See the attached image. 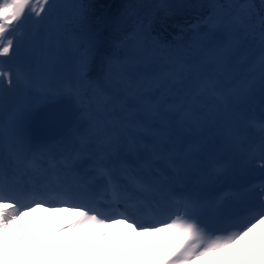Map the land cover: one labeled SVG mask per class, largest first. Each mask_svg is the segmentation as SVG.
<instances>
[{"label":"snow or ice","instance_id":"1","mask_svg":"<svg viewBox=\"0 0 264 264\" xmlns=\"http://www.w3.org/2000/svg\"><path fill=\"white\" fill-rule=\"evenodd\" d=\"M54 9L55 3L49 0H0V264H88L89 259L91 264H114L115 260L127 264H196L205 258H210L208 264H264V191L257 204L231 223L234 230L227 235L209 236L190 218L194 211L191 203L184 205L181 214L173 213L174 218L145 224L117 209L108 214L96 207L90 197L69 188L22 183L15 170L10 172L4 165L2 157L9 141L16 145L23 139V125L35 107L18 108L11 120H6L5 92L14 84L27 81L23 40L26 35L38 33ZM244 16L238 21L241 27L250 19H259V32L252 31L250 35L258 37L261 45L264 79V0L259 5L246 0ZM86 20L85 8L79 14V22ZM86 66L85 63L80 68L82 79L87 77ZM44 92L42 102L58 98L72 104L79 102V92L72 85L64 91ZM65 118L66 113L54 111L49 121L57 124ZM100 175L106 178L113 200L121 199L123 193L114 178L103 169ZM37 213H46L47 217L37 218ZM116 227L124 230L121 243L128 250L119 251L113 259L111 249L106 248L101 257L104 242ZM98 229L104 231L86 251L65 247L70 234Z\"/></svg>","mask_w":264,"mask_h":264},{"label":"rangeland","instance_id":"2","mask_svg":"<svg viewBox=\"0 0 264 264\" xmlns=\"http://www.w3.org/2000/svg\"><path fill=\"white\" fill-rule=\"evenodd\" d=\"M49 2L57 5L56 0H49ZM63 2L59 7L61 16L66 18L69 12L71 16H75L76 12L70 9L66 1ZM56 5L51 16L46 17L43 28L36 34L25 36L23 48L27 56L24 63L28 79L19 84H14L10 88H12L15 97L21 100V109L35 106L30 110L34 113L38 106L51 102H42V97L46 95L44 90L64 91L69 85H72L79 92L78 104H72V108L78 113L73 127L67 131L70 136L69 139L74 140L71 144H66L65 140L67 138L64 139V135L57 142L49 140L48 137L34 138L30 135L31 139L36 140L37 144H32L36 146V150L46 147L47 143L44 144V139H47L51 145L61 143L58 148L59 155L60 153L62 156L63 153L65 155L64 149L67 152L74 150L73 158L90 154V152L107 156L105 154L107 153L106 147L113 144L115 139L118 142H129V148H126L128 153L133 150L141 151L144 149V154L147 151L158 153L154 157L155 159L168 158V152L172 150V159L183 163L193 183H196L195 178L214 180V175H217V179L205 190L222 186L221 197L223 199L221 200L223 202L228 199V188L238 187L237 189H239L241 185L247 186L246 194L240 195L235 202L228 200L225 204V209L230 215L229 218L233 219L232 222L243 217L250 207L259 202L260 192L264 191V129L262 128V123H264V79L261 77L260 65L251 71L250 81H242L246 85L227 78V73L222 72L219 76L214 77L212 81H204L201 85L200 92L203 93V96H206L204 100L199 103L196 100H191V102L188 101L185 104H177L175 107L166 102L165 93L162 92L160 89L162 87L157 82L154 87H151L158 93L157 99L154 101L156 110L155 112L147 111L146 117H143L141 122L128 119L124 117L122 111L116 110L111 111L109 117L99 115L98 120L96 114H88L91 110L89 93L95 82L101 88L105 86L102 79L103 70H96V60L91 63L89 70H85L87 73L86 79L71 80L67 77L65 69L60 70L62 69L60 64L63 62L61 59L62 48L59 42L61 39L55 34V30L58 32L62 30V24H59L61 20L55 21L54 26L50 25L51 21L60 18V15L55 18L58 13ZM52 15L54 18H51ZM33 21L34 18L29 21V24L31 25ZM259 27L260 25L257 24L258 32ZM67 30V34L75 43L74 50H76L84 34L80 32L73 33L70 31L72 30L70 27ZM146 97L144 95L142 100ZM56 100H59V98ZM30 114L28 113V115ZM6 120H11V117ZM253 121L256 125L253 124ZM26 125L24 124L23 127ZM87 137H92L97 141L86 142L85 152L83 153L78 148V143L81 144L80 140ZM101 140L105 141V146L98 150L94 142ZM140 141L144 143L142 147L139 146ZM20 143L25 146V144H30V140L23 136V139L16 145L9 141L8 147H16ZM53 151L42 153L44 157L48 155L49 162ZM181 155L183 156L181 157ZM137 157L138 154L135 153L134 158ZM152 157V155L149 156V158ZM204 159L208 161V169L212 170L211 166L214 168V165H219V169L217 171L215 169L206 171L199 168ZM135 164H137V161H135ZM192 165L198 167L199 170L198 168L192 170ZM135 169L140 171V168H132L133 171ZM226 174L233 177L228 179ZM256 178H261L259 184L255 183ZM224 181L227 183L223 186ZM233 203L236 204L234 205L235 209L232 211ZM217 207L218 204L215 208ZM36 217H47V214L37 213ZM221 217L217 216L213 225L204 228L209 236L227 235L234 230L231 227L232 222L225 229H221L218 223ZM101 231L104 230L98 229L90 230V233L70 234L65 240V247L69 250L75 247L81 252L86 251L87 247L95 242ZM123 232L124 230L118 227L112 230V233L104 242V248L99 253L101 257L104 256L106 248L111 249L113 259L119 251L128 250V246L121 243ZM139 247L141 245H137V248ZM132 258V256L129 257V259ZM208 259L210 258L197 261L196 264H208ZM88 264H91L90 259ZM114 264H127V262L115 260Z\"/></svg>","mask_w":264,"mask_h":264},{"label":"trees","instance_id":"3","mask_svg":"<svg viewBox=\"0 0 264 264\" xmlns=\"http://www.w3.org/2000/svg\"><path fill=\"white\" fill-rule=\"evenodd\" d=\"M67 2L71 10L64 18L59 7ZM55 2V1H54ZM63 62L60 67L71 80L82 78L80 68L103 70L104 87L97 82L90 88L89 115L109 117L122 111L124 117L141 122L149 111L155 112L158 82L166 102L175 107L206 96L200 92L204 81L222 72L240 83L250 81L251 71L260 65L262 55L257 31L259 19L245 27L246 0H56ZM259 5L260 0H254ZM86 8L87 20L79 14ZM51 18H54L52 15ZM54 23V24H53ZM57 24V25H59ZM83 35L74 50L67 34ZM81 47L82 49H80ZM60 59V60H61ZM96 80V79H95ZM155 80H157L155 82ZM246 85V84H245ZM147 97L143 99V96ZM148 111V112H147ZM101 118V117H100ZM97 122V121H96Z\"/></svg>","mask_w":264,"mask_h":264},{"label":"bare ground","instance_id":"4","mask_svg":"<svg viewBox=\"0 0 264 264\" xmlns=\"http://www.w3.org/2000/svg\"><path fill=\"white\" fill-rule=\"evenodd\" d=\"M6 96V108L4 112V118H8L13 116V113L16 109H21V100L17 99L15 95L12 92V88H7L5 92ZM53 102V101H51ZM48 102V103H51ZM56 103V102H55ZM53 106V105H51ZM59 110L61 112L66 113V118L60 121L57 124H52L49 121V116L51 113H53L55 110L51 109L49 110L46 107L45 112L47 114L41 116V114L36 113V111L33 113V111H29L31 113L27 116V119L24 124H27L25 127H23V136L27 138V140L30 138V135L32 134L34 137L44 138L48 137L50 139H55L58 136H61L68 130L73 122H72V114L71 111L67 110L65 107V104L59 103ZM33 114V115H32ZM31 133V134H30ZM69 134H64V139L66 144H71L74 140L69 139ZM62 138V137H61ZM132 139V137H130ZM60 139V138H59ZM59 139L53 142H57ZM44 144L47 143L45 146L42 147V149L36 150V146L32 144H26L25 146L23 143L17 145L16 147H8L7 151L4 153L6 156H10L14 159V168L13 170L17 172H21L25 175L27 179H31L38 173H41L43 175H46L42 169L44 168V165L39 163V160L41 159L42 153L49 152L51 150H59V146L61 143H56L55 145H51L48 143L47 139H44ZM105 140V139H104ZM101 140L98 142H94L98 150H101L102 147L105 146V141ZM81 144L78 143V148L84 153L85 152V145L86 142L91 141H97L92 137L83 138L80 140ZM37 143H35L36 145ZM143 142H139V146H143ZM63 145V144H62ZM65 145V144H64ZM178 145V143H176ZM34 146V147H33ZM76 148V147H75ZM126 148H129V142H118L115 139V142L113 144H110L106 147L107 153H105L107 156H103L100 153H91L90 154H83L82 156H77L76 158H73V151H65V155L63 153H60L61 161L60 163H57L53 160L50 162L52 163L53 170L57 169H65V167H71L74 165L75 161H78L79 164L84 165L85 169V175L86 181L91 180H98L100 183L106 182V178L102 177L100 175V170L103 169L107 173H110L113 171L112 163L111 161H114L115 159H118L119 162H117V166L119 169V173L123 180L129 181V183L135 184V186L139 187V189L142 190V192H145L149 188V183L151 184L150 187L154 188V192L152 194H160L162 196L167 193L166 191L164 193H160L161 190H166L169 186H173L175 190H179L174 194V197L178 196V202L181 203L182 209H184V205L188 203L187 201H190V203L194 206V211L191 214L190 218H193L199 210L196 209L198 198H207L209 194H211V198L213 195L222 194V186L217 187L216 189L210 188L209 190H205L207 186L213 183L214 180L217 179V175H214V180H204L200 177L195 178L196 183L192 182V179L189 177V175L186 172V168H184L183 163L177 160L172 159V150L168 152V158H160L155 159L154 157L158 155L156 152H149L147 151L146 154H144V149L141 151H132L127 152ZM36 150V151H35ZM81 152V153H82ZM135 153L138 154L137 158L135 157ZM30 155V156H29ZM152 155V158H149V156ZM183 156V155H182ZM181 156V157H182ZM129 160V161H128ZM135 161H137V164H135ZM34 162H37V164H34ZM49 165V163L47 164ZM136 165V166H135ZM162 165V166H161ZM108 166V167H107ZM205 166V167H204ZM207 166V168H206ZM138 167L140 168V171H137L135 169V172H133L132 168ZM131 168V169H130ZM195 165L191 166L192 170L197 169ZM199 168L203 170L212 171L211 169H208V161L206 159L203 160L201 167ZM198 168V170H199ZM212 168V167H211ZM25 170V171H23ZM70 177L74 179H81L82 176H77L75 172H70ZM54 175L49 174L48 177L52 178ZM140 176V177H139ZM68 175V178H70ZM139 177V178H138ZM233 176H230V174H226V178L231 179ZM227 182L224 181L223 186ZM143 185H146V187H143ZM262 192V191H261ZM260 192V193H261ZM198 195V196H197ZM168 198H172V196L167 194ZM197 196V197H195ZM177 202V201H176ZM233 211V210H232ZM204 214L207 215L206 211H204ZM67 216V214H64ZM217 216H222L218 223H220L222 220H227L228 225L232 222L233 219L229 218L230 215H228V211L225 209L224 204H219L218 208L215 212H212L207 216L208 222L205 226H201L203 228H206L208 226L213 225V223L216 221ZM215 217V219H213ZM62 218V217H61ZM199 217H197L195 220L197 221ZM117 228V227H116ZM121 228L122 227H118ZM123 230V229H122Z\"/></svg>","mask_w":264,"mask_h":264},{"label":"water","instance_id":"5","mask_svg":"<svg viewBox=\"0 0 264 264\" xmlns=\"http://www.w3.org/2000/svg\"><path fill=\"white\" fill-rule=\"evenodd\" d=\"M59 103H63V104H65L66 109L69 110V111H71V113H73V114H72V117H73L72 122H74V120H75L74 118L76 117L77 113H75V112L72 110V107H71V105H70V103H69L68 101L60 100V101L54 103L53 106H51V105H47L48 107H47V106H46V107H47L49 110L53 109L52 107H55V109H53V110L58 111V110H59V106H58ZM46 107H44V108H42V107L39 108V109L36 111V113L39 112V114H44V113L47 114V112H45ZM74 116H75V117H74Z\"/></svg>","mask_w":264,"mask_h":264}]
</instances>
